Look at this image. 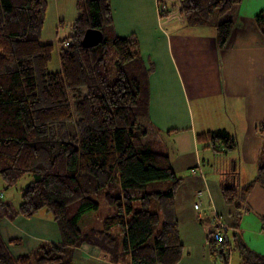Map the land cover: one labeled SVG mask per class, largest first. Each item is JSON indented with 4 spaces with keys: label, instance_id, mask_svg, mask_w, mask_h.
Wrapping results in <instances>:
<instances>
[{
    "label": "trees",
    "instance_id": "trees-1",
    "mask_svg": "<svg viewBox=\"0 0 264 264\" xmlns=\"http://www.w3.org/2000/svg\"><path fill=\"white\" fill-rule=\"evenodd\" d=\"M241 1L179 3L188 24L204 26ZM76 8L72 32L59 52L61 68L51 71L53 43L40 38L47 0H0V177L9 188L25 174L33 176L21 188L17 207L0 193V219L32 217L45 209L62 234L60 242L42 241L19 255L10 243L20 238L5 241L0 234V264H74L83 244L98 246L114 263L178 264L183 244L175 197L182 178L165 144L150 137L148 75L153 67L143 69L136 34L109 32L111 0H76ZM254 21L264 36V9ZM91 27L101 29L103 39L85 47L82 38ZM233 28L230 17L218 21L220 48ZM197 141L216 154L238 146L226 129L200 132ZM223 174L222 195L238 217L253 185L264 187V149L253 180L240 184L236 168ZM98 196L114 211L103 217L101 227L83 230L78 221L99 208ZM216 223L208 237L214 260L228 264L232 250H238L240 264H264V254L246 244L238 225L230 238L218 217ZM218 232L222 239L216 238Z\"/></svg>",
    "mask_w": 264,
    "mask_h": 264
},
{
    "label": "crops",
    "instance_id": "crops-1",
    "mask_svg": "<svg viewBox=\"0 0 264 264\" xmlns=\"http://www.w3.org/2000/svg\"><path fill=\"white\" fill-rule=\"evenodd\" d=\"M49 2L55 3L57 17L64 18L76 1ZM162 5L171 16L161 12ZM111 6L109 32L136 34L141 55L149 67L154 66L148 78L150 137L165 144L173 168L182 178L175 197L183 244L178 264H223L208 252V237L216 228L217 217L228 236L229 229L232 235L238 225L246 244L264 254V187L253 185L240 203L238 217L235 206L225 201L221 191L223 172L231 168L239 171L240 184L253 180L257 157L264 149V36L254 21L255 14L264 9V0H242L204 26L186 22L179 0H111ZM224 17L234 20V28L220 48L216 26ZM216 129H226L238 141L235 150L217 154L222 156L221 166L214 161L216 153L203 155V145L197 141L198 133ZM199 197L202 205L196 209ZM0 234L5 241L20 238L19 243H10L16 255L31 251L42 241L62 240L44 210L32 217H2ZM84 245L78 249H84L89 260L108 259L98 246ZM232 252L228 264H233ZM107 263L119 264L109 259Z\"/></svg>",
    "mask_w": 264,
    "mask_h": 264
},
{
    "label": "rangeland",
    "instance_id": "rangeland-1",
    "mask_svg": "<svg viewBox=\"0 0 264 264\" xmlns=\"http://www.w3.org/2000/svg\"><path fill=\"white\" fill-rule=\"evenodd\" d=\"M48 2H49V0H47V9H46V13H45V21H44L43 30L41 32V35H42L41 40L51 41V43H53V50H52V54H51V59H50L49 64H48V69L51 71H56V70H59L61 68L60 55H59L60 48L63 45V41L72 32V24L75 21V19L77 18V8H76V2H75V4H72L71 8H69L67 10V15L64 16V18H62V17L58 18L57 17V15H58L57 10L54 7L55 3L54 2L48 3ZM219 16L220 15L218 13H216L213 17V21L215 19H217ZM211 24H212V22L210 23V25ZM140 60L142 61L143 69H145V70L147 68L149 69V65H147L145 58L142 55H140ZM133 67H134V65H133ZM152 67H154V66H152ZM148 78H149V75H148ZM165 136L166 135H164V138H166ZM201 151H202L203 155H206L207 157H211V156H209L212 153V150L210 148L206 149L205 147L202 146ZM214 156H216V159L214 161L217 162L218 166H221V163H219V159L221 160L222 156L220 157L217 154H215ZM218 157H220V158H218ZM211 160L213 161V158ZM218 171H221V170L219 169ZM212 174H214V173H212ZM32 179H33V176L30 173H27L16 183V185L7 188V187H5L4 181L0 177V193L3 194L2 199L4 201L11 203L13 207H17L22 200L21 199V192H20L21 188H23ZM96 199L99 202V208L96 210L95 209L87 210L86 212H84L82 214V216L80 217V219L78 221L79 227L83 230H86V229L92 228V227H101L103 217L114 211L113 206H111L105 200V198L103 196H98ZM43 210L45 211V209H43ZM43 213H45V212H43ZM47 214L49 216H51L49 213H47ZM51 218L53 220V224L56 226V228L59 231V234L62 238L61 229H60L58 222L53 217H51ZM228 233H229V236L231 237V235H230L231 229H229ZM90 245L91 244H86V246L85 245L84 246L86 248H90ZM35 248L36 247H33V249H31V250H34ZM84 251L85 250L82 248L76 249L75 254L73 256L74 264H108L107 263L108 259H103V257H102V256H105V258L107 257L104 253H101L100 251L96 250L95 252L101 253V255H102L101 259H103V261H95L93 259L89 260L88 256H84L82 253ZM232 254H234V257L231 259V263L239 264L238 263L239 262L238 250H233ZM92 255L95 256L96 253H93Z\"/></svg>",
    "mask_w": 264,
    "mask_h": 264
},
{
    "label": "water",
    "instance_id": "water-1",
    "mask_svg": "<svg viewBox=\"0 0 264 264\" xmlns=\"http://www.w3.org/2000/svg\"><path fill=\"white\" fill-rule=\"evenodd\" d=\"M103 39V31L98 28H88L82 38L85 47H92L99 44Z\"/></svg>",
    "mask_w": 264,
    "mask_h": 264
},
{
    "label": "built area",
    "instance_id": "built-area-1",
    "mask_svg": "<svg viewBox=\"0 0 264 264\" xmlns=\"http://www.w3.org/2000/svg\"><path fill=\"white\" fill-rule=\"evenodd\" d=\"M160 10H161V12L163 13V14H165L166 16L168 15V16H171L172 15V13H171V11L170 10H168V8H167V6H165V5H162V7L160 8ZM180 11H181V6H180ZM183 17H184V15H183ZM185 18V17H184ZM68 42H66V44H67ZM192 171H195L194 169H192ZM201 205H202V201H201V199H200V197L198 198V201L195 203V208H200L201 207ZM216 238H218V239H222V235L221 234H219V232L218 233H216Z\"/></svg>",
    "mask_w": 264,
    "mask_h": 264
}]
</instances>
